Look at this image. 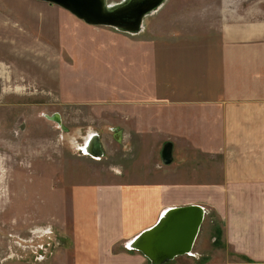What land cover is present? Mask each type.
I'll list each match as a JSON object with an SVG mask.
<instances>
[{"label": "rangeland", "instance_id": "1", "mask_svg": "<svg viewBox=\"0 0 264 264\" xmlns=\"http://www.w3.org/2000/svg\"><path fill=\"white\" fill-rule=\"evenodd\" d=\"M252 52L251 60L239 54ZM224 55L239 64L228 68V82L256 64L264 80V0H168L139 34L90 26L38 0H0V264L73 263L76 190L118 179H202L203 168L219 181L214 148L202 157L191 150L203 143L188 121L202 115L203 105H193L202 100L186 104L179 88L203 82L202 64L218 83ZM92 136L101 158L81 150ZM171 138L178 160L165 165ZM207 210L200 252L183 264H256L228 250L220 215Z\"/></svg>", "mask_w": 264, "mask_h": 264}, {"label": "crops", "instance_id": "2", "mask_svg": "<svg viewBox=\"0 0 264 264\" xmlns=\"http://www.w3.org/2000/svg\"><path fill=\"white\" fill-rule=\"evenodd\" d=\"M258 52L256 61L263 54ZM239 54L251 60L255 53L248 57L246 53ZM227 59L224 55L219 64L223 76L218 83L206 77L207 64H202L203 82L179 88V92L186 93V104L202 100L193 104L203 105L202 115L187 116L197 127L196 138L203 141L198 144L201 147L193 144L191 150L201 148V153H196L201 157L217 156L213 159L219 181L211 183V169L203 168L207 174L202 179L200 176L196 180L176 179L169 184L162 180L131 178L120 182L118 179L114 183L76 190V228L72 240L75 249L71 264H151L142 253L128 252L129 243L154 227L167 210L191 205L204 207L206 213L210 207L215 208L224 225L223 238L228 250L243 254L256 264H264V80L260 82L261 69L256 64L241 68L240 74L233 72L235 82H228L227 75H232L228 68L238 69L239 64L231 65ZM247 79L254 82H245ZM175 100L172 105L179 106L181 100ZM171 139L176 162L177 138ZM211 148L215 153H209ZM198 190H202V199H197L201 196ZM211 192L218 195L217 200ZM207 221L206 215L193 253L196 248L200 252ZM123 243L127 244L126 249ZM117 246L125 250L114 252ZM187 256L165 264H183ZM226 264L247 263L234 258Z\"/></svg>", "mask_w": 264, "mask_h": 264}, {"label": "water", "instance_id": "3", "mask_svg": "<svg viewBox=\"0 0 264 264\" xmlns=\"http://www.w3.org/2000/svg\"><path fill=\"white\" fill-rule=\"evenodd\" d=\"M38 1L56 5L90 26L112 27L124 33L139 34L145 18L157 12L168 0H123L115 5L109 4L108 0ZM57 121L60 123L59 119ZM92 138L93 144L86 147V153L96 158L103 156L99 136ZM116 139L121 141L122 134L116 135ZM162 159L165 165L173 162V143L164 146ZM205 217L206 210L199 205L169 209L154 227L130 242L128 248L142 253L151 264H165L177 257L189 256L193 253Z\"/></svg>", "mask_w": 264, "mask_h": 264}, {"label": "bare ground", "instance_id": "4", "mask_svg": "<svg viewBox=\"0 0 264 264\" xmlns=\"http://www.w3.org/2000/svg\"><path fill=\"white\" fill-rule=\"evenodd\" d=\"M166 4V3H165ZM54 120L58 123V121H57V117H54ZM59 124V123H58ZM91 135V134H90ZM93 137V136H92ZM91 138V137H90ZM88 139V138H87ZM87 139H86V141H85V146L83 147H81V150H82V152L84 153V154H88V153H86L87 151H86V147H88L89 145H91L92 146V141H93V138L91 139V140H89V141H87ZM88 142V143H87ZM78 143V142H77ZM80 146V145H79ZM101 158V157H100Z\"/></svg>", "mask_w": 264, "mask_h": 264}]
</instances>
